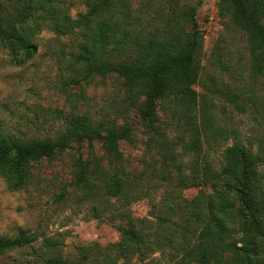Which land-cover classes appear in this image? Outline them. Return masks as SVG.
Instances as JSON below:
<instances>
[{
  "label": "trees",
  "instance_id": "1",
  "mask_svg": "<svg viewBox=\"0 0 264 264\" xmlns=\"http://www.w3.org/2000/svg\"><path fill=\"white\" fill-rule=\"evenodd\" d=\"M184 1H166L169 11L161 26L156 24L158 15L151 13L154 0H142L137 9L135 0H83L87 12L77 19L56 0H39L38 9L56 34L77 39L68 66L72 81L119 78L126 106L142 120L146 148L160 156L152 177L164 194L153 241L132 226L123 231L127 240L123 250L143 245L148 238L170 264H264V173L259 171L264 166V139L257 150L239 141L225 145L219 166L212 159L211 152L235 138L236 132L219 121L211 100L195 89L203 71L204 40L194 11L188 16L184 12ZM30 9L5 12L0 2V46L9 50L17 65L37 52L32 40L36 28L26 16ZM218 13L225 24L243 33L250 77L264 76V0H219ZM230 67L221 60L216 66L222 73H230ZM238 91L229 90L228 95L235 108L245 112V105L235 99L255 103L256 96ZM158 108L171 115L166 126L160 124ZM62 118L65 124L53 138L14 136L0 129V175L11 189L32 181L31 162L53 159L75 143L92 146L101 141L112 173L106 178L100 164L91 168L90 161H81L76 164V187L87 189L89 178L95 176L103 182L106 197L129 199L133 182L123 167L120 142L131 140L132 127L117 120L96 122L75 111ZM190 188H208L211 193L185 198L182 191ZM36 242V235L28 232L13 238L0 235V255ZM44 243L55 247L53 241ZM42 257L45 264H68Z\"/></svg>",
  "mask_w": 264,
  "mask_h": 264
},
{
  "label": "rangeland",
  "instance_id": "2",
  "mask_svg": "<svg viewBox=\"0 0 264 264\" xmlns=\"http://www.w3.org/2000/svg\"><path fill=\"white\" fill-rule=\"evenodd\" d=\"M38 1L0 0L5 12L31 7L26 16L36 28L32 40L37 44L34 58L22 65L14 63L9 50L0 46V129L14 136L53 138L65 124L62 115L73 111L88 114L96 122L117 120L120 125H129L132 138L121 141L120 150L123 167L133 182L132 195L119 201L106 197L103 182L95 176L89 178L87 189L76 187V164L81 161H90L91 168L100 164L106 178L112 173L101 141L92 146L75 143L53 159L31 162L32 181L22 189H11L8 179L0 175V235L13 238L28 232L37 237L33 247L0 255V264H45L44 254L68 264H170L162 249L149 244L148 238L143 245L133 244L123 250L127 243L123 231L132 226L151 235L153 241L164 194L152 177L153 169L161 163L160 156L146 148L138 112L126 106L121 80L115 76L95 77L81 84L72 81L68 66L77 39L56 34L49 27L50 20L44 19L38 9ZM141 1L135 0L133 8H139ZM166 1L154 0L151 8V13L158 15L156 24L160 26L169 11ZM218 2L182 3L187 16L190 10L194 11L197 30L204 40L203 71L195 89L211 100L219 121L236 132L235 138L211 152L217 166L225 145L239 141L257 150L259 141L264 139V76L255 80L250 77L245 37L220 18ZM56 5L73 19L87 12L83 0H56ZM186 20L188 23L187 17ZM187 30L192 31L193 27L188 26ZM218 60L232 66L230 73L216 68ZM240 89L247 96H256L255 103L235 99L245 105V112H239L228 95L229 90L239 93ZM157 113L162 126L169 124V113L161 108ZM259 171L264 173V166ZM202 192L210 194L211 189L182 191L188 199ZM45 240L53 241L55 247H46Z\"/></svg>",
  "mask_w": 264,
  "mask_h": 264
}]
</instances>
